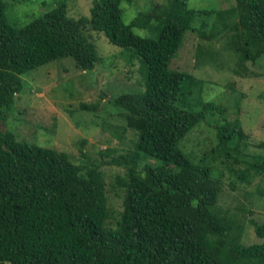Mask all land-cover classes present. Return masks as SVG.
Listing matches in <instances>:
<instances>
[{
  "label": "trees",
  "instance_id": "trees-1",
  "mask_svg": "<svg viewBox=\"0 0 264 264\" xmlns=\"http://www.w3.org/2000/svg\"><path fill=\"white\" fill-rule=\"evenodd\" d=\"M122 1L93 0L90 14L78 18L60 1L17 26L0 0V119L14 104L27 71L64 56L82 70L95 67L99 56L86 27L130 48L146 68L143 89L111 101L137 128L131 149L103 160L124 169L114 183L123 192L117 217L99 164L79 165L63 150L0 129V264H264V239L244 244L241 229L215 209L221 191L215 168L179 146L194 126L209 114L222 116L225 108L213 101L189 105L186 95L198 79L170 66L186 32L200 33L192 24L200 16L224 23L226 48L238 54V63L257 62L264 56V0H234L225 9L167 0L129 23L122 19ZM156 17L164 19L156 38L132 31ZM211 118L206 123L216 128L214 153L264 175V155L242 148L240 119L215 124ZM250 222L264 238V221Z\"/></svg>",
  "mask_w": 264,
  "mask_h": 264
},
{
  "label": "rangeland",
  "instance_id": "rangeland-1",
  "mask_svg": "<svg viewBox=\"0 0 264 264\" xmlns=\"http://www.w3.org/2000/svg\"><path fill=\"white\" fill-rule=\"evenodd\" d=\"M5 1L7 19L17 26L25 25L60 1L67 4L69 16H88L93 2ZM166 1L123 0L122 19L129 23L152 5ZM234 3V0H187V6L194 9H225ZM216 18L194 19L192 24L200 33L186 32L170 66L198 79L191 94L186 95L189 105L197 108L203 101H213L224 107L225 112L222 116L209 114L179 141V146L194 160L203 158L215 168L221 180L215 209L227 214L234 227L241 229V241L250 244L264 239L257 236L250 222L264 221V175L254 172L245 162L215 154L216 128L206 120L212 117L215 124H221L227 118L238 117L245 132L243 150L264 155V56L257 62L238 63V54L226 48L229 32ZM202 23L207 25L204 30L200 29ZM163 24L164 19L156 17L146 25L132 26V31L156 38ZM85 30L99 56L95 67L82 70L70 56H64L27 71L22 75L23 86L14 104L0 119V129L13 132L20 140L63 150L79 165L99 164L105 175L108 205L113 217H117L122 209L123 192L114 188V183L116 175L123 174L124 169L103 160L131 149L137 128L127 122L124 111L111 101L122 92L143 89L146 68L130 48L111 43L102 32L89 27ZM81 103L96 107L82 108ZM110 221L114 225L115 219Z\"/></svg>",
  "mask_w": 264,
  "mask_h": 264
}]
</instances>
